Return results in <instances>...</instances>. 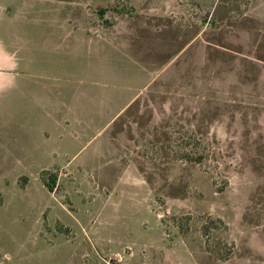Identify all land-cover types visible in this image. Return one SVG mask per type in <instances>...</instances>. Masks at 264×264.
Here are the masks:
<instances>
[{"label":"rangeland","instance_id":"374dc122","mask_svg":"<svg viewBox=\"0 0 264 264\" xmlns=\"http://www.w3.org/2000/svg\"><path fill=\"white\" fill-rule=\"evenodd\" d=\"M0 264H264V0H0Z\"/></svg>","mask_w":264,"mask_h":264},{"label":"trees","instance_id":"16d2710c","mask_svg":"<svg viewBox=\"0 0 264 264\" xmlns=\"http://www.w3.org/2000/svg\"><path fill=\"white\" fill-rule=\"evenodd\" d=\"M193 139V140H192ZM178 147L176 149V152L178 156L181 158H184L189 161H195L197 163H201L204 159V157L208 154V150H206L205 145L197 138L189 136H185V138L181 137L180 142L177 143ZM176 154V155H177ZM46 186H48L50 189L53 186V182L46 181ZM212 220H215L212 217H209ZM216 221H214L215 224ZM218 223V221H217ZM219 224V223H218ZM205 230H208V232L211 229H208L206 226H204Z\"/></svg>","mask_w":264,"mask_h":264}]
</instances>
